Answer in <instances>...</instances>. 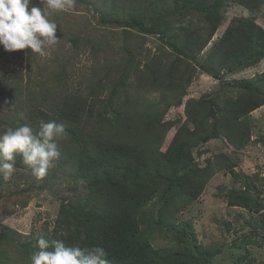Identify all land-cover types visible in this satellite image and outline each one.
<instances>
[{"label": "trees", "instance_id": "16d2710c", "mask_svg": "<svg viewBox=\"0 0 264 264\" xmlns=\"http://www.w3.org/2000/svg\"><path fill=\"white\" fill-rule=\"evenodd\" d=\"M115 2L119 6L122 0ZM231 3L250 12L264 6V0H172L168 7L158 11L162 17L155 18L152 26L135 16L127 20L105 17L102 21L124 29L125 33L127 29H137L146 35L166 37L172 31L170 19L177 18L182 11L203 15L207 24L204 32L187 28L182 47H178L174 39L167 42L177 54L171 65L162 69L160 63L156 64L160 72H155L158 78L172 81L169 90L180 89L182 97L186 94L184 79L187 77V83L190 81L195 66L220 81L225 74L235 75L264 59V27L252 19L237 18L200 62V55L221 26L222 9ZM70 41L76 48L89 43L77 36ZM129 61L117 81H111V70H108L106 80L90 85L87 95L67 84L62 73L61 77L53 73V81L46 84L44 81L49 77H45L46 69L40 64L36 67L37 76H44L34 87L31 82L22 86V76L13 74L12 84L9 79L0 84V132L24 124L38 131L40 121H55L65 127L64 136L56 141L61 157L52 161L45 177L57 180L61 175L70 176L80 183V191L77 193L75 187V196L63 198L55 227L45 234V239L63 240L69 246L103 247L110 264H210L221 249L204 248L190 223L176 224L174 219L202 196L209 180L217 170H222L211 158H206L205 166L201 167L196 163L194 150L222 138L236 150L249 144V115L264 106V72L256 78L225 84L237 89L238 95L225 99L224 111L215 110L214 99H191L186 109L187 122L179 127L166 151H161L164 136L159 132H166L174 123L156 121L152 124L154 117H149L147 124L128 125L124 131L117 127L125 122L117 114L114 103L133 72L134 61L132 58ZM31 86L34 90L42 87L40 100ZM107 90L110 93L104 96ZM24 91L29 93L25 96ZM176 100L181 103L180 98ZM141 121L144 123L145 118ZM205 151L201 150L200 157L208 153ZM221 157L228 163L222 167L236 179H242L233 170L235 165L231 158L224 154ZM25 166L18 155L16 168ZM244 189L241 195H224L229 206L251 208L254 200L248 194L253 189L248 181ZM152 203L161 205L157 220L150 216ZM27 206L26 200L20 207ZM246 225L253 231L260 228L264 233V216L261 223L250 220ZM167 228L178 229L173 236L178 246L156 249L151 239L158 235L168 239L164 231ZM39 238L35 234L23 235L0 223V264H31L32 254L38 251L34 245ZM253 243L258 245L245 235L240 245ZM234 264H255V260L247 253Z\"/></svg>", "mask_w": 264, "mask_h": 264}, {"label": "rangeland", "instance_id": "374dc122", "mask_svg": "<svg viewBox=\"0 0 264 264\" xmlns=\"http://www.w3.org/2000/svg\"><path fill=\"white\" fill-rule=\"evenodd\" d=\"M171 1L122 0L118 6L115 0H75L73 9L53 12L51 19L60 25L57 30L60 40L56 45L47 48L44 56L32 53L31 49L9 52L0 45V84L4 79H9V84H12L14 82L12 75L19 74L24 81L22 86L31 82L34 87L44 75L47 79L49 77L44 81L48 84V81H53V73L59 77L62 73L67 84L87 95L91 91L90 85L106 80L108 70H111L109 73L111 81H117L132 58L133 72L130 73L128 85L119 91V97L114 103L117 114L125 122L117 127L124 131L128 125L147 124L150 121L149 117H154L152 124H156V121H160L161 124L174 123L166 132H159L161 137L164 136L161 151H166L179 127L187 122L186 109L191 99H214L212 104L215 110L224 111L225 99L238 95L237 89L225 84L256 78L264 72V59L258 65L235 75L225 74L220 81L195 66L190 81L187 83V77L184 79L185 95L180 97V89L174 92L169 90L168 85L170 86L172 81L168 78H162L163 80L161 77L158 78L155 73L158 72L156 64L160 63L162 69H167L177 57L167 42L174 39L178 47H182L188 35L187 28L191 31L204 32L207 27L205 17L198 13L190 14L188 10L182 11L180 15H176L178 19L175 17L170 19L172 31L167 33L166 37L162 34L146 35L137 29H127L129 31L125 33L124 29L107 25L102 19L107 17L127 20L130 16H135L144 19L148 26H152L155 18L162 17L158 15V11L168 7ZM36 2L38 3V0ZM221 18V26L200 55V62L208 56L235 19L249 18L264 27V6L250 12L231 3L222 9ZM73 36L89 43L76 48L70 41ZM39 64L46 69L41 77L37 76L36 71ZM182 68L181 66L179 69ZM147 70L148 74L145 75L144 72ZM28 74L31 75L30 78ZM32 86L31 91H34L33 94L35 93L40 100L42 87H36L34 90ZM28 93L23 92L25 96ZM109 93L110 90H107L103 95ZM178 98L181 103L176 100ZM141 118H145L144 123ZM249 126L250 142L240 150H236L225 138L211 141L203 148L194 150L196 163L201 167L205 166L206 158H211L222 170H217L209 180L202 196L178 213L174 219L176 224L190 223L192 231L204 248L221 249V253L214 257L210 264H234L239 257L247 253L255 260V264H264V233L260 228L253 231L246 225L250 220L261 223L264 216V106L249 115ZM202 149H206L205 152L208 153H202L200 157ZM223 154L231 158L235 165L233 170L240 174L242 179H236L229 170L222 167L228 164L221 157ZM1 181L3 186L0 195V223L23 235L35 234L44 237L51 232L55 227L63 198L75 196V187L78 189L77 193L80 191V183L75 182L70 176L66 178L61 175L57 180L48 177L37 179L27 166L16 168L10 181L4 182L0 177ZM247 181L253 189L248 194L254 200L251 208L229 206L224 195L243 194L244 183ZM26 200L28 206L21 209L20 206ZM160 206L156 203L150 206V216L155 220L158 219L157 212ZM182 228L179 225V230ZM164 231L168 234V239L158 235L151 239L152 245L156 249L177 247L173 236L178 233V229L167 228ZM245 235H249L251 240L258 242V245L254 243L248 246L240 245Z\"/></svg>", "mask_w": 264, "mask_h": 264}, {"label": "clouds", "instance_id": "9594fccd", "mask_svg": "<svg viewBox=\"0 0 264 264\" xmlns=\"http://www.w3.org/2000/svg\"><path fill=\"white\" fill-rule=\"evenodd\" d=\"M74 6L75 0H0V45L9 52L31 49L44 56L45 50L60 40V25L51 19L53 12ZM64 134V125L55 121H40L38 131L24 124L0 132L2 180L8 182L13 177L18 155L37 179H43L52 161L61 157L56 141ZM34 247L38 251L32 254L31 264H110L108 253L99 246H69L63 240L49 241L41 236Z\"/></svg>", "mask_w": 264, "mask_h": 264}]
</instances>
